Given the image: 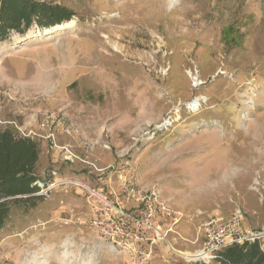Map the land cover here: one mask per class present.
<instances>
[{
	"label": "rangeland",
	"instance_id": "rangeland-1",
	"mask_svg": "<svg viewBox=\"0 0 264 264\" xmlns=\"http://www.w3.org/2000/svg\"><path fill=\"white\" fill-rule=\"evenodd\" d=\"M41 1L74 26L0 42V129L39 143L44 186L11 206L0 264H193L238 210L264 233L245 211L264 202V0ZM152 189L177 225L146 222L133 192Z\"/></svg>",
	"mask_w": 264,
	"mask_h": 264
},
{
	"label": "trees",
	"instance_id": "trees-1",
	"mask_svg": "<svg viewBox=\"0 0 264 264\" xmlns=\"http://www.w3.org/2000/svg\"><path fill=\"white\" fill-rule=\"evenodd\" d=\"M70 9L41 0H0V42L12 33L25 35L34 25L43 29L69 22ZM39 143L12 128L0 129V230L6 225L12 205L32 201L37 205L39 192L37 165ZM26 198H23L25 197ZM218 264H264V238L253 243L232 245L218 254ZM201 264V263H193Z\"/></svg>",
	"mask_w": 264,
	"mask_h": 264
},
{
	"label": "built area",
	"instance_id": "built-area-1",
	"mask_svg": "<svg viewBox=\"0 0 264 264\" xmlns=\"http://www.w3.org/2000/svg\"><path fill=\"white\" fill-rule=\"evenodd\" d=\"M169 124L166 122V125ZM68 155L67 159L73 156L69 149H66ZM38 184V183H37ZM59 185V183L52 184L50 188ZM43 188L42 186H40ZM133 197L137 200L144 201L146 209V222H151L157 216L171 219L174 224L180 221L181 214L174 211L162 198L156 189L146 192L142 197L141 194L133 192ZM243 214L240 210L236 211L233 216L227 220L222 221L218 218H211L208 222L203 224L200 231L203 233L205 240L203 246L197 249L194 253L197 255L192 259L193 263L211 264L218 257V254L226 248L238 244L253 243L264 238V233H257L246 230L243 227ZM160 229V228H159Z\"/></svg>",
	"mask_w": 264,
	"mask_h": 264
},
{
	"label": "bare ground",
	"instance_id": "bare-ground-1",
	"mask_svg": "<svg viewBox=\"0 0 264 264\" xmlns=\"http://www.w3.org/2000/svg\"><path fill=\"white\" fill-rule=\"evenodd\" d=\"M72 26H74V22H67V23H64V24H61V25H57V26H54V27H51V28H48V29H45L43 31H38L36 34H35V37H39V36H44V35H52V34H55L57 33L58 31H62V30H65V29H69L71 28ZM200 105V100H196L194 101V107H199ZM196 254L191 258V259H195L196 258Z\"/></svg>",
	"mask_w": 264,
	"mask_h": 264
},
{
	"label": "crops",
	"instance_id": "crops-1",
	"mask_svg": "<svg viewBox=\"0 0 264 264\" xmlns=\"http://www.w3.org/2000/svg\"><path fill=\"white\" fill-rule=\"evenodd\" d=\"M251 195H252L251 200H253L252 201L253 203L251 204V207H249L245 211L252 212V215H259V214L264 215V202H262L256 195L254 194Z\"/></svg>",
	"mask_w": 264,
	"mask_h": 264
}]
</instances>
